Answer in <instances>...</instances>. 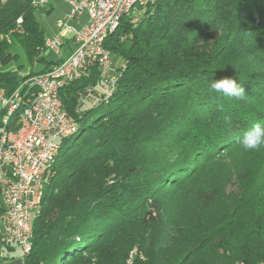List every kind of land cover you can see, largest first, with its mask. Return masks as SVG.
Instances as JSON below:
<instances>
[{
	"label": "trees",
	"instance_id": "16d2710c",
	"mask_svg": "<svg viewBox=\"0 0 264 264\" xmlns=\"http://www.w3.org/2000/svg\"><path fill=\"white\" fill-rule=\"evenodd\" d=\"M32 1L0 2L7 97H31L30 81L58 63L45 59ZM104 47L124 60L113 91L77 103L93 67L60 92L76 126L59 141L23 264H126L133 252V264L264 263V150L239 144L264 125V0H150ZM224 77L242 99L211 89Z\"/></svg>",
	"mask_w": 264,
	"mask_h": 264
},
{
	"label": "built area",
	"instance_id": "2783aa9c",
	"mask_svg": "<svg viewBox=\"0 0 264 264\" xmlns=\"http://www.w3.org/2000/svg\"><path fill=\"white\" fill-rule=\"evenodd\" d=\"M63 1L69 12L57 22L62 35L45 38L44 47L60 58L62 39L70 36L73 50L68 59L59 61L30 81L34 90L31 97L19 89L8 97L0 91V112L6 114L13 107H25L23 133H15L14 130L12 135H3L0 125V243L17 247L23 258L32 249V237L28 236L29 219L34 214L36 189L45 175L48 156L53 155L59 141L66 138V131L75 124L62 105L60 92L68 83L75 81V73H86L84 61L90 51V38L99 36V42L105 41L107 29L114 23L116 13L125 11L130 0ZM47 5L48 0H36L35 8ZM83 15L87 21L79 29L69 27ZM95 68H98V81L78 92L77 103L80 105L94 101L100 95L99 90H107L111 86L115 76L111 53L100 50ZM51 73L61 74L62 83L48 82ZM35 84H43V91H35ZM135 256L143 259L141 253L133 252L126 263L133 264Z\"/></svg>",
	"mask_w": 264,
	"mask_h": 264
},
{
	"label": "bare ground",
	"instance_id": "6f19581e",
	"mask_svg": "<svg viewBox=\"0 0 264 264\" xmlns=\"http://www.w3.org/2000/svg\"><path fill=\"white\" fill-rule=\"evenodd\" d=\"M5 1L6 0H0L1 3H4ZM149 2L150 0H130L125 8V11L116 13L114 17V23L111 26H109L107 29V37L119 26L120 22L123 19L128 20L129 24L135 27L140 16L143 15L144 9ZM32 4L36 6V0H33ZM140 11H142V13H138ZM18 22H21V20H18ZM104 42L105 41L99 42V36H92L90 38V51L88 54V58L85 59L84 61V70H86V73H75V81L89 75V73L92 71V68L95 67L96 63L98 62V52L100 50L102 52L110 53L108 50L105 49ZM95 69L98 72V68ZM115 77L116 76L113 77L111 81V86L107 89L109 94L111 93V91H113L114 86L116 85ZM48 82L62 83V75L58 73H51L48 75ZM69 84L71 83H68L67 85ZM35 91H43V84H35ZM62 105H64L63 102ZM24 117H25V107H13L9 109L8 113H6L5 116H3V118L1 119V130L3 135H12V133H14V130L15 133H23L25 129ZM75 126L76 125L74 124L69 131H66V137L74 132ZM58 149H59V145L54 149L53 155L48 156V164L47 167L45 168V175L43 176V179H41L39 187L36 189L35 210L31 219H29V225H28V236L32 238H33V220L36 217V215L40 212L42 199L44 196V190L51 178L52 167L55 162ZM126 264H132V263H126ZM259 264H264V263H259Z\"/></svg>",
	"mask_w": 264,
	"mask_h": 264
},
{
	"label": "rangeland",
	"instance_id": "374dc122",
	"mask_svg": "<svg viewBox=\"0 0 264 264\" xmlns=\"http://www.w3.org/2000/svg\"><path fill=\"white\" fill-rule=\"evenodd\" d=\"M52 7L49 10V7ZM48 6L45 8H38L35 13V19L39 24L40 28L43 30L44 37L46 39L60 37L62 35V29L58 27L57 22L69 12L68 5L63 0H48ZM47 10L49 12L47 13ZM69 27L76 28V23H70ZM70 36L63 38V47L60 50V56L63 60H67L70 56V52L67 51L66 42L68 41L70 47L73 50V44L71 41L68 40ZM19 59L17 61L12 62L8 69L13 70L16 69L18 66L23 64V58L19 50H17ZM59 57L54 55L52 52L46 51L45 59L47 61H57ZM124 64L123 58L113 55L112 56V71L113 74L119 67H122ZM50 68V67H49ZM27 73V71H26ZM25 74V73H24ZM9 254V259L6 260L5 256ZM0 264H23V256L20 250L17 247H14V251L8 252L7 248L4 244L0 243Z\"/></svg>",
	"mask_w": 264,
	"mask_h": 264
},
{
	"label": "clouds",
	"instance_id": "9594fccd",
	"mask_svg": "<svg viewBox=\"0 0 264 264\" xmlns=\"http://www.w3.org/2000/svg\"><path fill=\"white\" fill-rule=\"evenodd\" d=\"M210 87L214 92L220 93L225 98L242 99L245 96L243 84L239 82L238 78L212 79ZM221 110H223V106H221ZM239 144L245 152L264 150V125L254 123L244 132Z\"/></svg>",
	"mask_w": 264,
	"mask_h": 264
},
{
	"label": "crops",
	"instance_id": "0c3cea01",
	"mask_svg": "<svg viewBox=\"0 0 264 264\" xmlns=\"http://www.w3.org/2000/svg\"><path fill=\"white\" fill-rule=\"evenodd\" d=\"M48 6V5H47ZM49 7V6H48ZM52 9V7H49V10H51ZM49 10H47V11H49ZM87 21V17L85 16V15H83L78 21H73V22H75L76 23V28H80L85 22ZM72 22V23H73ZM70 38V37H69ZM68 38V40L69 41H71L70 39ZM66 46H67V51H69L70 53L72 52V48L70 47V45H69V43H68V41L66 42ZM63 47V46H62ZM61 60H63V58L60 56V58H58L57 59V61H52V62H59V61H61ZM13 249H14V247H13ZM12 251H14V250H11L10 252H12ZM9 254H6V256H5V259L6 260H8L9 259V256H8Z\"/></svg>",
	"mask_w": 264,
	"mask_h": 264
}]
</instances>
